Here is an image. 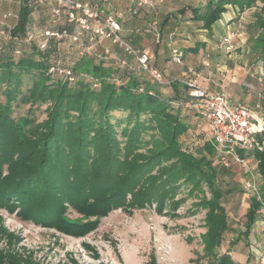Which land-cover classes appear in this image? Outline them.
Instances as JSON below:
<instances>
[{"label": "trees", "instance_id": "obj_1", "mask_svg": "<svg viewBox=\"0 0 264 264\" xmlns=\"http://www.w3.org/2000/svg\"><path fill=\"white\" fill-rule=\"evenodd\" d=\"M238 1H210L196 18L209 30L224 5ZM252 3L249 0L246 5ZM31 13L20 5L17 22L8 30L7 53L0 47V86L4 87V102H0V206L10 211L17 207L25 220L82 237L95 228L89 218H102L122 207L142 209L152 203L158 212L166 205L173 211L180 204L174 195L188 189L190 194H201L195 209L205 211V232L200 235L203 254L196 264H238L228 252H218L230 231L222 200L232 190L222 187V177L231 175L222 169L208 141L196 154L184 147L183 137L190 128L181 113L185 108L181 103L188 98L182 80L164 91L162 84L143 73L134 76L128 74V66L109 65L108 57L78 56L74 45H69L74 50L69 55L60 48L63 42L53 40L40 50L37 34L24 43ZM262 14L255 15L254 29L262 31L257 41L264 51ZM18 43L25 47L15 53ZM57 61L71 69L73 81L48 72ZM13 104L28 105V114L46 106L45 119L37 122L30 115L15 119ZM113 112L125 113V117L111 122ZM250 156L264 181V153L255 151ZM67 207L87 221L67 219ZM259 211L261 203L251 196L244 214V239ZM238 242L237 237L233 245ZM0 264L36 263L29 254L0 249Z\"/></svg>", "mask_w": 264, "mask_h": 264}, {"label": "rangeland", "instance_id": "obj_2", "mask_svg": "<svg viewBox=\"0 0 264 264\" xmlns=\"http://www.w3.org/2000/svg\"><path fill=\"white\" fill-rule=\"evenodd\" d=\"M17 11L16 0H0V47L2 46L4 53L9 49L8 39L1 32L7 34L14 23V18L4 16ZM39 12L44 15L41 10L33 11ZM31 19L36 25L29 26L30 31L39 32L47 27L43 20L34 17ZM24 45L18 43L15 48L20 50ZM3 88V85L0 86V102H4ZM45 107L41 106L28 114V105L13 104L12 117L17 119L30 115L41 122L45 119ZM181 113L190 128L188 135L183 137V145L196 154L207 141L208 127L202 120L193 118L187 109H181ZM111 116V122H114V118H123L125 113L113 112ZM255 162L250 163L251 174L262 192V178L258 173L257 163L253 164ZM220 166L231 175L222 177V187L229 186L232 192L222 200L230 231L224 235L218 252H230L232 255L227 254L235 261L234 251L237 247L245 251L251 248L249 239H244L246 237L241 234L244 232V214L253 195L244 189V182L249 178V173L244 168L236 163H228L225 167L220 162ZM174 196L176 200H180V204L173 211L166 205L158 212L156 205L152 203L142 209L122 207L105 217L89 218L95 222V228L82 237L65 235L56 229L45 228L41 223L25 220L18 215L17 207L10 211L0 206V249L29 254L36 264H196V258L203 254L200 235L205 232L202 227L205 211L195 209V202L201 198V194H190L188 189H180ZM64 214L70 221H87L71 207H67ZM237 237L239 245L234 247L236 244L233 245V242Z\"/></svg>", "mask_w": 264, "mask_h": 264}, {"label": "crops", "instance_id": "obj_3", "mask_svg": "<svg viewBox=\"0 0 264 264\" xmlns=\"http://www.w3.org/2000/svg\"><path fill=\"white\" fill-rule=\"evenodd\" d=\"M78 1L99 4L103 15L123 11L128 4V0ZM210 1L217 0H168L153 11L142 8L136 14L125 13L118 20L121 35L135 48L150 54V65L164 76V83L160 85L162 90L170 91L172 83L183 80L182 74L187 69H192L200 74L196 79L201 88L209 93H227L232 105L247 106L255 110L257 116L264 121V51L259 49L261 43L257 41V36L262 31L254 29L255 15L263 13L264 18V0H253L250 6L246 5L249 0L224 5L219 19L207 30L203 28V21L196 16L204 11L205 5ZM16 2L19 10L20 3L18 0ZM35 10L43 11L44 15L32 11L30 25H36L31 19L34 17L43 20L47 27L74 31L71 24L50 25L47 22L46 10ZM17 14L18 11L6 15L14 18L12 27L17 22ZM229 33L234 34L232 42L235 49L230 54H225L217 49V43ZM67 45L69 44L65 42L60 48L64 53L73 54L69 53L71 48ZM92 47L97 51H109L106 60L109 65L117 67L121 60H125L128 64V74L137 76L138 70L134 60L108 40L95 43ZM173 50L181 54L182 65L172 62ZM76 57L75 54L74 59H77ZM258 103L261 108L255 109ZM259 139L264 142V132L259 135ZM258 214V219L248 236L251 248L245 251L237 247L239 243L234 246L237 247L234 255L238 264H257L259 249L264 246V216L261 211Z\"/></svg>", "mask_w": 264, "mask_h": 264}, {"label": "built area", "instance_id": "obj_4", "mask_svg": "<svg viewBox=\"0 0 264 264\" xmlns=\"http://www.w3.org/2000/svg\"><path fill=\"white\" fill-rule=\"evenodd\" d=\"M20 5L34 11L37 8L45 9L47 12V22L50 25L67 23L74 26V31L67 29H55L49 27L39 32L28 31L24 38V43H29L36 37L41 38L38 46L40 50L49 47V41L68 43L74 45L78 51V56H92L99 60H105L109 56L107 49L103 51L94 50L92 45L99 44L103 40H108L118 50L134 60L138 73H143L151 81L163 84L162 73L150 65V54L135 48L129 40L121 35V25L119 19L125 13L136 14L140 9L155 10L168 0H128L127 7L123 11L103 15L100 5L97 3L81 2L78 0H18ZM7 16H4L6 18ZM156 27V24H154ZM5 39L10 40L11 36L7 32ZM234 34L229 33L221 38L217 43V49L225 54L234 51L232 42ZM16 40V39H15ZM68 45V46H69ZM19 53V50H15ZM172 62L182 65L181 54L177 50L171 53ZM121 66H128L125 60L120 61ZM207 66V65H206ZM69 81H73L72 71L63 68L61 62H55L48 71ZM182 84L188 96L181 105L192 110L197 117L207 125V141L213 146L220 162L228 166V163H236L249 173V178L244 182V189L250 191L256 200L261 203V213L264 216V199L260 185L251 174L250 163L255 161L250 154L258 151L264 153V142L259 139V135L264 132V121L257 116L255 110L244 105H232L228 94L225 92L209 93L198 85L197 77L200 76L192 69H187L183 74ZM89 81L91 79L88 78ZM93 87L98 83L93 80ZM139 91H142L140 89ZM151 94V93H150ZM260 104L255 105V109H260ZM241 153L245 156L241 157ZM231 161V162H229ZM256 164V162H255ZM264 226V225H263ZM257 264H264V246L259 249L256 258Z\"/></svg>", "mask_w": 264, "mask_h": 264}]
</instances>
